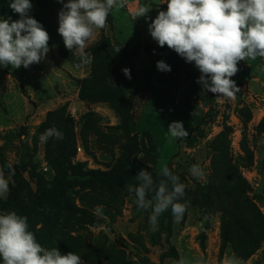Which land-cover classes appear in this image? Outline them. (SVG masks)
<instances>
[{
  "label": "rangeland",
  "instance_id": "obj_1",
  "mask_svg": "<svg viewBox=\"0 0 264 264\" xmlns=\"http://www.w3.org/2000/svg\"><path fill=\"white\" fill-rule=\"evenodd\" d=\"M12 2L2 0L0 19L20 18L10 8ZM164 2L123 0L124 6L112 10L106 26L95 29L86 42L83 53L91 63L84 64L81 51L70 52L58 33V13L67 0L52 4L31 0L28 15L48 32L49 51L28 68L0 66V169L6 178L7 166L15 169L9 180V192L19 191L15 212H28L34 194L65 175L78 179L67 192L70 211L45 204L28 225L46 249L74 252L83 264H172L181 258L186 264H200L201 258L203 264H222L226 255L233 254L241 264H264V239L248 260L238 257L232 244L225 242L226 200L206 194L239 183L247 189L256 213L264 216V58L239 61L231 79L240 84V91L234 99H218L197 83L201 73L194 62L160 47L151 37L148 26L159 11L167 10ZM141 6L150 11L134 18ZM102 43L110 52L109 59L99 57ZM158 61L170 66L168 74L177 83L159 82ZM124 68L130 69V79ZM106 72L128 99L129 136L111 103L84 97L102 98L105 85L101 80ZM236 108L238 116L233 114ZM173 121L183 123L186 138L169 136L167 128ZM53 127L65 140L73 136L75 141L63 167L48 158L55 141L40 140ZM134 141L138 147L129 168L159 173L167 166L186 185L180 202H187L188 207L179 223L169 208L159 216L156 230L151 229L150 210L138 209L134 193L128 191L129 185L137 184L135 178L102 183L85 175L113 169ZM193 164L200 166L201 176L191 175ZM9 192L0 200H7ZM235 201L237 207L244 203L242 197ZM97 206L102 207V215L95 214ZM10 211L0 206V214Z\"/></svg>",
  "mask_w": 264,
  "mask_h": 264
},
{
  "label": "clouds",
  "instance_id": "obj_2",
  "mask_svg": "<svg viewBox=\"0 0 264 264\" xmlns=\"http://www.w3.org/2000/svg\"><path fill=\"white\" fill-rule=\"evenodd\" d=\"M164 3L167 10L159 11L148 26L153 40L160 47L167 45L186 62H194L201 73L197 83L203 89L217 94L218 99H234L240 89L231 77L238 72V62L264 58V0H165ZM9 6L20 18L0 19V66L11 65L18 69L40 63L49 51L50 36L40 22L28 15L31 0H13ZM123 6V0H67L58 13V33L65 47L70 52L74 48L80 50L82 62L91 63V58L83 53L86 42L95 29L106 26L112 10ZM149 11L148 7L141 6L134 18L146 16ZM157 69L171 71L164 61L157 62ZM122 71L131 78L130 69ZM167 130L173 139L188 136L179 121H173ZM53 137L63 139V133L49 128L41 134L40 140L47 142ZM7 167V178L0 169V198L7 197L9 180L15 174L11 165ZM189 171L194 177L203 174L198 164H193ZM159 175L162 179L156 183L152 174L142 169L135 176L137 184L128 186V191L135 195L138 209L150 210L149 225L153 231L159 216L169 208L174 222L179 223L188 207L187 202H180L186 185L180 182L179 176L167 166L160 169ZM94 212L102 215V207L97 206ZM0 259L3 264H83L82 258L74 252L61 254L56 247H42L28 230L27 217L15 211L0 214ZM172 264L186 262L181 258ZM222 264H241V261L234 254L226 255Z\"/></svg>",
  "mask_w": 264,
  "mask_h": 264
},
{
  "label": "trees",
  "instance_id": "obj_3",
  "mask_svg": "<svg viewBox=\"0 0 264 264\" xmlns=\"http://www.w3.org/2000/svg\"><path fill=\"white\" fill-rule=\"evenodd\" d=\"M2 0H0V6ZM52 4L53 0H49ZM1 15V14H0ZM99 57H106L109 59L110 52L105 44L102 43ZM164 47H167L165 45ZM98 59V58H97ZM108 74V75H107ZM106 76L101 80L104 83V90L101 91L102 98H96L91 96L89 99L91 101H107L112 104L113 108L119 113L122 125V130L129 136L130 133V123L131 116L128 110V99L124 96L122 89L115 85L114 77L110 72L105 73ZM160 83H177L178 80L172 75L168 74V71L162 72L160 76ZM237 87L240 86L239 83L236 84ZM240 113V111H239ZM135 123H133L134 126ZM55 141L54 150L48 151V158L57 167H63L67 159L71 157L70 148L75 141L73 136H70L68 140L50 138ZM133 139V138H131ZM137 143L134 141L133 146L126 151V154L121 162L116 164L113 169L109 171H90L87 175L90 179L102 182L111 183L120 179H132L135 178L140 170L149 171L156 183L159 182L162 177L159 173L152 170L146 169L144 167L129 168L130 159L133 153L137 150ZM81 173V172H80ZM78 182V179H70L63 175L61 179L51 187H47L37 191L33 196V201L28 212L22 213L21 216L27 217L28 225L43 211V206L45 204L55 205L63 210L70 211V205L67 199V192L72 185ZM19 191L17 189H11L9 192V198L7 200H0V206L4 210L18 211V199L17 196ZM206 194L209 197H222L226 200V210H225V220L222 225V235L226 243H230L233 246L236 255L244 260H248L258 249L259 243L264 239V216L257 214L255 205L247 197V189L241 184H236L232 187L221 186L214 188L211 191H207ZM242 197L244 203H240L238 207L236 206V199ZM254 213L253 217L251 214ZM258 216H257V215ZM261 234V235H260Z\"/></svg>",
  "mask_w": 264,
  "mask_h": 264
},
{
  "label": "built area",
  "instance_id": "obj_4",
  "mask_svg": "<svg viewBox=\"0 0 264 264\" xmlns=\"http://www.w3.org/2000/svg\"><path fill=\"white\" fill-rule=\"evenodd\" d=\"M236 109H237V108H236ZM233 114H234L235 116H238V115H239V110L237 109ZM81 150H82V149L79 147V148H78V151L81 152ZM44 170H45V171H48V168L46 167V168H44Z\"/></svg>",
  "mask_w": 264,
  "mask_h": 264
}]
</instances>
